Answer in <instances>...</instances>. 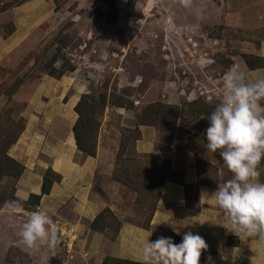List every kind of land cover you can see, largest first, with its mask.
I'll return each instance as SVG.
<instances>
[{
  "label": "rangeland",
  "instance_id": "rangeland-1",
  "mask_svg": "<svg viewBox=\"0 0 264 264\" xmlns=\"http://www.w3.org/2000/svg\"><path fill=\"white\" fill-rule=\"evenodd\" d=\"M5 1L8 0H0V4ZM46 1L48 5L45 6L44 0L30 1L27 5L0 12V25L8 22L14 25L13 32L6 38L0 36V138L3 139L9 133L20 135L26 125L32 96L44 94L45 104L65 113L74 90L63 95L66 88L59 82L64 75L78 76L77 94L78 90L96 93L98 89L109 92L111 88L117 91L125 88L129 93L125 97L138 105L136 111L148 99L184 105L204 97L217 105L223 94L206 93L205 90L215 89L217 80L221 82L230 68L244 73L240 55L255 53L264 35V19L256 16L261 0H192L187 8L178 0ZM61 32L70 37L61 54L68 58L73 70L62 76H49L43 65L53 54L54 38ZM151 83H154L153 93L157 97L146 93ZM117 108H105L97 137L98 145L100 132L103 128L109 130L103 133L113 138L111 159H116V139L120 142L124 139L122 132L131 128L122 124L121 114L112 113L111 110ZM185 109L188 111L189 107ZM70 111L76 114L73 109ZM180 123L186 125L184 119ZM200 129L201 125L195 122L189 129L179 127L177 135L200 150L201 164L209 163V183L221 184L230 179L231 174L223 169L218 153L207 150ZM222 169L223 177L218 174ZM96 179L98 181V177ZM260 180L264 182V167H261ZM15 181L9 176L0 177V264H95L94 258L80 255L83 246L77 241L78 237L84 238L90 232V221L85 217L80 220L82 227L79 225L77 240L70 251L61 240L55 248L43 245L35 250L25 249L17 233L27 216L38 210L13 207L19 204L12 201ZM103 182L112 184L115 181L109 176L103 178ZM119 185L109 188L108 194L102 191L106 204H115L123 220L141 222L144 216L135 210V191ZM39 207L52 221L55 218L67 222L77 219L72 211L68 213L71 207L67 202L50 211ZM73 246L76 254H73ZM87 246L88 241L85 248Z\"/></svg>",
  "mask_w": 264,
  "mask_h": 264
},
{
  "label": "crops",
  "instance_id": "crops-1",
  "mask_svg": "<svg viewBox=\"0 0 264 264\" xmlns=\"http://www.w3.org/2000/svg\"><path fill=\"white\" fill-rule=\"evenodd\" d=\"M30 1L32 3L39 2V0ZM29 2L22 5H27ZM45 5H48L46 0L43 2V6ZM261 9H256V16L264 19V0H261ZM255 54L264 56V37L259 41ZM242 67L245 69L244 73L246 74L244 75H247L251 80L264 78V69L248 70L244 66ZM79 81L76 74L73 76L71 74L64 75L59 82L66 88L63 95L71 89L74 90L63 111L65 113L57 112L54 107L45 104V100L42 99L46 98L44 94L31 97L32 100L28 103L30 110L27 112L29 115L26 125L8 150L11 157L25 166L22 175L15 181V196L25 199L29 193H40L42 175L50 167L60 175V181L53 184L48 195H42L39 205L50 211V208L54 209L67 202L71 207L68 213L70 214L72 211L74 219L77 218V222L68 221L71 226L75 225L77 236L79 225L82 227L80 223L82 217L91 223L103 207L109 206L122 222L117 233L107 229L100 231L88 228L90 232L84 238L78 237L77 240L76 237V240L80 241L83 246L80 255L84 258L88 257L87 259L94 258L95 264H100L105 256L141 262L140 253L149 232H152L148 238L150 241H155L159 236H165L172 237L173 241L176 239L175 243H179L183 234L188 231L199 234L208 245V249L202 252L200 264H209L207 261L209 256L212 258V264H264V253L257 251L259 246L257 239L240 241L220 225L225 222V218L218 213L212 203V192L217 187L200 183V169L195 154L196 152L200 154V150L191 146L190 141L186 138L177 135L179 127L189 129V125L199 122V118L186 125L181 124V121L177 124L170 141L171 177L163 185L148 229L123 220L122 215L118 214L115 204L107 205L102 191L105 190L108 194L109 188L120 186L116 181L111 182L112 184L103 182V178L111 176L115 167V157L109 158V154L111 155L113 150V138L111 135H105L109 130L103 128L105 133L100 132L99 134L95 156H83L77 150L71 129L77 114L72 115L70 110L73 109L79 96L83 93V90H78L79 93H76ZM205 91L206 93L214 91L221 96L223 94L222 81L218 82L217 80L215 89ZM134 107V109L117 108L116 111H111L121 114L122 124L133 128L134 114L138 105L134 104ZM207 127L208 125L201 127L199 132L201 136L205 137L204 132ZM139 129L141 136L135 142V151L139 154H150L160 141L157 132L148 126L140 125ZM116 140H118L115 144L118 150L119 139ZM103 141L105 145L102 144ZM96 177H98V181ZM176 178H180L183 183L176 181ZM185 185H187V191ZM21 206L15 204L13 207L19 209ZM53 221L68 223L67 220L62 221L58 218ZM160 221H170L171 224L166 222L157 224ZM200 221L205 222L200 224ZM87 241L89 246L85 248ZM74 252L76 254L73 246V254Z\"/></svg>",
  "mask_w": 264,
  "mask_h": 264
},
{
  "label": "trees",
  "instance_id": "trees-1",
  "mask_svg": "<svg viewBox=\"0 0 264 264\" xmlns=\"http://www.w3.org/2000/svg\"><path fill=\"white\" fill-rule=\"evenodd\" d=\"M29 1H5L0 4V12L20 6ZM12 23L8 22L0 25V36L2 38H6L13 32L14 25ZM7 27L8 30L6 29ZM54 39L55 50L43 66L49 76H62L73 70L68 58L61 54V50L68 44L70 37L68 33L61 32ZM240 56L246 69H264V56L255 53H242ZM57 63L59 64L57 65ZM153 85L154 83H151L147 86L146 93L150 92V96L157 97L153 93ZM124 89L117 91V88H111L109 92L104 89H98L96 93L87 92L79 96L73 107L77 118L73 122L71 129L76 148L83 156H95L96 154L101 118L107 106L110 108H135L133 100H128L125 97L129 96V93ZM186 106L189 107L188 111L185 109ZM215 106L216 104L210 103L201 97H197L184 105H172L163 103L157 99H148L147 103L143 104L135 112L134 127L127 128L122 132L124 139H120L115 167L111 174L112 180L127 186L136 193L134 199L135 210L140 212L144 218L141 222H130L136 223L146 229L150 227V220L156 209L163 185L171 177L170 141L178 122L184 119L185 124H187L199 118L198 124L201 127L207 126L208 120L206 118L201 119L200 117L210 115ZM140 125L154 128L158 139H160L154 151L150 154H139L135 151V142L141 136ZM17 138L18 136L13 133H9L4 139L0 138V177L5 175L17 180L25 169L23 163L8 154V149L15 143ZM202 139L205 138L202 137ZM195 154L197 165L200 169V183L217 187L220 184L219 182L209 183L210 177L207 172V165L209 163L205 161L201 164L198 153L196 152ZM261 167H264V161H262ZM59 180L60 175L48 167L42 175L40 193H29L25 199L13 195L12 201L18 202L29 211L34 210L39 206L42 195H48L51 192L53 184ZM176 181L183 183L180 178H176ZM185 188L187 191V185H185ZM121 223V220L109 206H105L95 215L90 226L94 230L102 231L107 229L113 233H117ZM100 264H141V262L105 256Z\"/></svg>",
  "mask_w": 264,
  "mask_h": 264
},
{
  "label": "clouds",
  "instance_id": "clouds-1",
  "mask_svg": "<svg viewBox=\"0 0 264 264\" xmlns=\"http://www.w3.org/2000/svg\"><path fill=\"white\" fill-rule=\"evenodd\" d=\"M178 2L185 8L192 4V0ZM222 88V99L211 114L200 117L208 120L204 132L207 150L218 153L223 169L231 174L212 192V203L225 218L220 225L240 241L257 239V251L264 253V182L260 180L264 161V78L249 81L233 67L223 75ZM223 169L218 173L221 177ZM161 222L171 224H157ZM17 235L26 250L43 245L51 249L60 243L58 228L45 211L31 212ZM151 235L149 232L141 250V264H200L202 252L208 249L205 239L191 231L185 232L179 243L165 236L150 241ZM207 261L212 264L210 256Z\"/></svg>",
  "mask_w": 264,
  "mask_h": 264
},
{
  "label": "built area",
  "instance_id": "built-area-1",
  "mask_svg": "<svg viewBox=\"0 0 264 264\" xmlns=\"http://www.w3.org/2000/svg\"><path fill=\"white\" fill-rule=\"evenodd\" d=\"M36 208L38 211H42L39 206H37ZM53 223L58 228V235L60 237L61 242L63 241L68 251H70L74 240L76 239V228L65 222L61 223L58 221H53Z\"/></svg>",
  "mask_w": 264,
  "mask_h": 264
}]
</instances>
